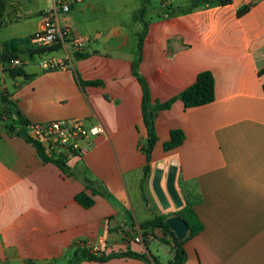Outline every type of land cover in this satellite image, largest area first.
Masks as SVG:
<instances>
[{"label": "crops", "instance_id": "obj_1", "mask_svg": "<svg viewBox=\"0 0 264 264\" xmlns=\"http://www.w3.org/2000/svg\"><path fill=\"white\" fill-rule=\"evenodd\" d=\"M172 2L165 0L160 18L139 23L142 27L86 33L84 56L70 54L64 70L43 71L35 61L39 55L63 58L59 47L38 54L16 42L23 74L11 77L0 70V98L12 102L28 123L83 119L100 124L104 134L92 140L87 153L66 159L74 174L68 176L15 134L20 124L0 99V264H67L83 250L97 257L143 252L164 264L134 238L143 237L142 222L176 216L173 206L161 209L151 189L156 164L166 173L172 160L182 205L184 197L194 202L203 226L184 243L183 264H264V0L240 15L247 0L227 6L189 0L173 7ZM143 30L138 73L152 101L176 96L202 71L213 76L214 101L184 109L176 100L158 112L151 172L141 183L145 158L139 145L146 130L141 87L131 66ZM92 81L101 85L82 84ZM173 129L181 130L184 140L164 152ZM81 192L93 200L91 207L76 202ZM143 193L150 195L148 204ZM151 206L154 214L145 217ZM78 264L146 263L114 257Z\"/></svg>", "mask_w": 264, "mask_h": 264}, {"label": "trees", "instance_id": "obj_2", "mask_svg": "<svg viewBox=\"0 0 264 264\" xmlns=\"http://www.w3.org/2000/svg\"><path fill=\"white\" fill-rule=\"evenodd\" d=\"M148 0H145L147 2ZM192 2H202L205 4H217L219 6H227L231 3V0H191ZM5 6H6V0H0V28L4 26L5 24ZM248 6H245L242 10L238 12V15L246 12L248 10ZM144 9L142 8L139 13H143ZM139 14V15H140ZM145 34V30L141 31L138 34V41H137V51H136V58L131 66V72L134 77L138 80L140 87H141V115H142V121L146 130V140L144 143L139 145L140 152L144 155L145 158V165L142 169L143 172V178L141 183L148 177V175L151 172V159H152V151L154 148V145L157 140V136L155 133L154 128V119L156 118L158 112L167 110L171 106L173 102L176 100H179L182 102L184 109H190V108H196L201 107L207 104H210L214 101V79L210 72L208 71H202L198 73L196 76L195 81L185 88L183 91H181L176 96L170 98L169 100L165 102H158V101H152L150 97L149 89L144 81V79L139 75L138 73V64L141 60V51H142V41ZM22 42V41H21ZM23 43V42H22ZM28 43V40H27ZM54 49V47H52ZM45 49H51V48H45ZM45 49L41 50H33L32 53H42ZM18 50L16 49V41L12 40L9 43L5 44L2 53L0 55V59L2 62H5L6 60L12 59V58H19L18 57ZM84 55L81 53H76V58H82ZM5 71L9 72V75L11 77H15L18 75H22V68L18 69H4ZM82 84L85 85H101V82L99 81H92V82H82ZM262 92L264 95V84L262 85ZM1 102L5 105L6 111L8 112V115H13L18 123L20 124V129L15 133L17 136L23 137L26 139L30 144L33 145V147L36 149V152L38 156L44 161V162H52L54 163L58 168L61 169V171L68 175L72 176L74 175L72 170H70L66 164V158L60 157L58 159H52L44 155L43 150L40 146V144L35 141L28 138H25L23 127L28 122L23 118L21 113L13 106L12 102L7 100V98L1 96ZM10 131H13V128H9ZM184 140L183 132L179 129H173L170 131V138L167 142H165L162 146V149L164 152H167L169 150H172L182 144ZM84 183L86 184V188H91L90 181L85 180ZM141 188V186H140ZM92 191L96 192L99 195L106 196L105 192L94 190ZM76 202L84 207L89 208L93 205V200L84 192H81L75 196ZM194 205V202H191L187 200L184 197V204L180 209H178L175 213L176 216L180 217L187 225V234L183 241L178 242L175 236L165 225V220L168 217L165 214L157 215L151 218L150 220L144 221L141 224L138 225V228L146 233L147 229H149V233L154 236L155 238H159V240L163 243H172V258L169 262V264H183L186 259V253L184 250V243L200 233L202 231V224L196 217L192 207ZM156 232L159 233L160 237H157ZM114 257H127L132 259H137L140 261L145 262L146 264H159L157 260L153 256H149L146 253H138L134 251L127 250L126 252H121L118 254H109L108 256H102L97 257L95 254L90 253L89 251H82V255L77 256L75 254L72 259H70L67 264H78L81 261H98V262H104L110 258Z\"/></svg>", "mask_w": 264, "mask_h": 264}, {"label": "rangeland", "instance_id": "obj_3", "mask_svg": "<svg viewBox=\"0 0 264 264\" xmlns=\"http://www.w3.org/2000/svg\"><path fill=\"white\" fill-rule=\"evenodd\" d=\"M69 5L67 14L59 13V27L69 26L72 33L77 36L85 37L90 31H101L111 27H122L130 31L139 23L158 20L162 12L163 2L161 0H65ZM170 0H167V3ZM189 0H174L173 7L181 2ZM143 13H139L141 9ZM53 10L52 2L49 0H6L5 24L0 28V46L11 40L22 41V45L27 46L29 35L34 33L42 16ZM140 14V15H139ZM136 21L138 23H136ZM142 27V26H140ZM9 83V80L7 81ZM1 105V102H0ZM146 204H148V193L142 194ZM149 213L154 214V206L150 212L144 213L145 217ZM152 214V215H153ZM150 217V216H149ZM153 218V217H152ZM151 219V218H150ZM143 237L151 236L147 244V249L153 255H157L164 264H169L173 255L172 243H163L159 238H155L149 233L142 232ZM157 237H160L157 236ZM149 238V237H148ZM157 241V244L154 243Z\"/></svg>", "mask_w": 264, "mask_h": 264}, {"label": "built area", "instance_id": "obj_4", "mask_svg": "<svg viewBox=\"0 0 264 264\" xmlns=\"http://www.w3.org/2000/svg\"><path fill=\"white\" fill-rule=\"evenodd\" d=\"M52 2L53 10L42 17L38 31L28 38V44L33 50L59 47L65 53L63 58L36 57V65L43 71L64 70L70 54L82 53L88 42L84 37L74 35L68 26L59 27V13L67 14L70 10L65 0H49ZM81 2L82 0H74ZM165 4V0H161ZM259 0H247L246 6L251 7ZM2 50L0 49V55ZM22 68L19 58H12L2 62L0 59V70ZM25 138L37 141L44 155L52 159L87 153L92 140L104 134L100 124L87 123L83 119L58 120L48 122H31L23 127ZM134 241L145 243L142 236H136ZM101 242L93 247L94 253L100 249Z\"/></svg>", "mask_w": 264, "mask_h": 264}, {"label": "water", "instance_id": "obj_5", "mask_svg": "<svg viewBox=\"0 0 264 264\" xmlns=\"http://www.w3.org/2000/svg\"><path fill=\"white\" fill-rule=\"evenodd\" d=\"M164 165L157 163L151 179V189L154 193L162 210H167L171 206L179 209L182 206L181 199L175 187L176 177V161L172 160L167 168L166 173L163 172ZM164 177V189L161 181ZM165 225L173 233L178 242L184 240L187 234L186 223L178 216L170 217L165 220Z\"/></svg>", "mask_w": 264, "mask_h": 264}]
</instances>
